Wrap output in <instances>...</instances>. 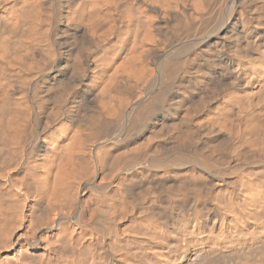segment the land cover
<instances>
[{
	"label": "bare ground",
	"instance_id": "6f19581e",
	"mask_svg": "<svg viewBox=\"0 0 264 264\" xmlns=\"http://www.w3.org/2000/svg\"><path fill=\"white\" fill-rule=\"evenodd\" d=\"M223 13L225 27L211 35ZM246 56L255 88L243 87ZM56 59L58 71L53 70ZM261 85L264 0H0V157H5L1 159L12 162L10 154L21 156L29 150L27 138L35 132L32 122L37 123L40 115L49 124L63 113L74 115L84 102L96 106L86 124H75L70 115L66 122L61 117L59 127L53 124L57 129L43 126L49 133L47 137L42 133L44 145L33 154L37 166L30 172L34 173L24 167L32 176L25 180V188L34 197L33 216L69 200L66 196L78 185L84 168H75L84 160L75 162L77 152H83L78 149L84 144L77 145L80 133L109 138L104 140L105 159L112 147H118L120 153L110 155L115 159L110 166L123 162L130 168L142 162L140 158L148 159L147 152L152 156L148 167L130 168L118 188L109 189L112 183L107 192L100 191L107 204L102 212H108L103 225L98 221L101 228L105 223L110 227L115 219L119 222L122 214L137 213L133 218L131 213L122 230L116 226L110 230L109 243L99 242L98 251H89L84 237L77 246L83 232L76 235L63 223L70 212L56 214L59 217L49 229L58 228L59 234L48 238L47 244H65L73 255L60 264H264V91L259 90L260 98L256 92ZM212 90L227 96L205 103ZM244 95L250 100L245 105ZM172 101L180 109L177 125L151 123L158 103L167 112ZM125 125L138 133L132 140H121ZM166 134L179 143V148L171 145L178 148L173 156L164 157L150 139ZM31 185L37 187L35 194ZM7 204H0V210ZM97 207L92 208L93 220L101 211L97 214ZM9 209L4 210L6 215ZM80 217L76 220L85 219Z\"/></svg>",
	"mask_w": 264,
	"mask_h": 264
},
{
	"label": "rangeland",
	"instance_id": "374dc122",
	"mask_svg": "<svg viewBox=\"0 0 264 264\" xmlns=\"http://www.w3.org/2000/svg\"><path fill=\"white\" fill-rule=\"evenodd\" d=\"M227 11H228V9H227ZM226 16V13L224 14H222L221 16H219V20H217V18L215 19V20H217L219 23H218V25H215V24H217V21L216 22H214V20H213V22H214V27H213V29H214V31H213V29H212V32H211V35L212 34H216V31L218 30V29H220L221 30V26H222V28L223 27H225V25H226V21L224 20V18L226 19L227 17H225ZM224 16V17H223ZM223 23V24H222ZM222 24V25H221ZM213 26V25H212ZM219 31V30H218ZM217 31V32H218ZM207 38H208V35L206 36ZM199 42V41H198ZM193 45H195L196 43H197V41L196 42H194L193 41ZM253 49V51H255L256 52V47H255V49L254 48H252ZM245 58H247V56L246 57H244V58H242V63H243V65H242V70L243 69H245V70H243L244 72V78H242L241 77V79H242V81H243V87H247V85H248V87L247 88H255L256 86H257V83H256V79L254 78V76H252V74L251 73H249L248 72V68L250 67V60L247 58V60L245 59ZM248 60H249V62H248ZM58 61H59V59H56V61H55V63L56 64H54V66H53V70H54V68L55 69H58L59 70V65H58ZM245 61V62H244ZM247 61V62H246ZM244 64H245V66H244ZM249 64V67L247 66ZM58 70H54V71H58ZM246 71V72H245ZM246 75V76H245ZM248 75H249V77H248ZM251 76H252V78H251ZM157 77L158 78H162V74H160V73H157ZM160 78V79H161ZM254 78V79H253ZM245 79H246V81L248 82H245ZM249 82H250V84H249ZM246 83V85H244ZM250 85L252 86V87H250ZM255 87H254V86ZM262 86V85H261ZM261 86H258L256 89H258V90H256V92H257V94L258 93H260L259 95V98L261 97V96H263L262 94H264L262 91H264V88H260ZM262 87H264V86H262ZM262 90V91H259V90ZM157 89L155 88L154 89V91L153 92H155ZM218 92V93H217ZM229 92V91H228ZM228 92H226V93H228ZM261 92H262V94H261ZM210 94H209V96H208V98L205 100V103H214L218 98H220V97H224V96H227V94H225V93H222V92H220V90L219 91H210L209 92ZM219 93H221V94H219ZM171 94V96H170V98H172V93H170ZM219 94V95H218ZM222 94H224V95H222ZM257 94H255V99H257L258 97V95ZM191 95V94H190ZM189 96V95H188ZM245 96V95H244ZM242 97L243 99H241V100H244V98H245V100H244V104L243 105H245L246 103H248V102H250V100H248L249 98V96L248 97ZM246 98H248V99H246ZM258 98V99H259ZM189 98H188V101H187V103L189 102ZM248 100V101H247ZM174 101H172V103H173ZM193 102H195V101H190V103H192V105H195V104H193ZM236 102V101H235ZM243 102V101H242ZM89 105H88V104ZM94 104L93 103V101H87V102H84L82 105H81V110H77V112L74 114V115H72V114H69V116L70 115H72L73 117H74V123L75 124H78V123H85L86 124V121L88 120H90V118H91V115L93 114V112H95L96 111V106L95 105H92V104ZM158 102H156L155 104H157ZM171 103V102H170ZM172 103L170 104V107H171V109H170V107H169V109L167 108V112H166V110H165V105H164V108H163V104L161 103H158V107L157 108H155V109H153L152 111V113H151V115H153L151 118H150V122L151 123H158V124H163V122L164 123H168L169 125H171V126H173V125H177V123H178V121H180V120H178L179 119V116L176 114L177 112H180V109H179V107H177V105L178 104H176V103H173V105H172ZM237 103V107H239L240 109H241V107H244V106H241L238 102H236ZM236 103L234 104V105H236ZM189 104V103H188ZM160 105H162V107L160 106ZM191 105V104H190ZM191 105V106H192ZM248 105V104H247ZM85 108H84V107ZM89 106V107H88ZM177 108H176V107ZM186 106H189V105H187L186 104ZM93 107H95V110H93L92 108ZM154 107H156V105L154 106ZM153 107V108H154ZM79 108V109H80ZM84 108V109H83ZM173 108V109H172ZM184 108H186L187 109V107H184ZM189 108V107H188ZM85 109H87V110H85ZM186 109H184V110H186ZM162 110H163V112H162ZM171 110V111H170ZM182 110V109H181ZM154 111H156V112H154ZM169 111H170V113H169ZM87 112V113H86ZM162 112V113H161ZM81 115H80V114ZM88 113H90L89 115H88ZM166 113V114H165ZM167 113H168V115H167ZM172 113V114H171ZM66 114V115H65ZM79 114V115H78ZM161 114V115H160ZM171 114V115H170ZM40 116H41V120H40ZM37 119H36V122L38 123L39 121H38V119L40 120V122H39V124H37V123H35V121H33L32 122V125H33V128H34V130H35V132H34V134L32 135V136H30L32 139H30V137H28L27 139H29V140H27V141H30V142H28L27 144H28V147H27V149H29L28 151L27 150H25L24 152H22L23 154H21V156L19 155H17V153H16V155L13 153V154H10L9 155V157H11V159L13 158V160H12V162H11V160L9 159V160H6V161H3L1 158H3L4 157V154L3 155H1V157H0V159L2 160H0L1 161V163L3 164V165H1L0 164V185L3 183L4 184V186H3V184H2V188L0 189V200H2V201H0V202H3L4 203V198H6V200H5V203L4 204H2V203H0L1 205H2V207H3V205H5V204H7V202L9 201H12V199H13V201L12 202H14L15 204H14V206H10L11 204L10 203H12V202H10L9 203V205H8V207L9 208H14L15 210L13 211V209H12V212H14L13 213V215H12V212H11V210L7 207V206H5L7 209H9V213L11 214H9V215H6V214H8V210H7V213L5 214V212L6 211H4V210H6V208H2V210L4 211V212H2V210H0V212L1 213H4V214H0V264H9L10 262H15V263H17V264H22L21 262H20V260L22 261V260H24V261H22L23 262V264H37V262H39V264H40V262H41V264H42V262H44L43 264H48V263H46V260L48 261V258L46 259L45 257H49V264H50V262L51 261H53V262H51V263H55L54 262V259H55V261L57 262V263H59V262H61L60 260H64V259H66V258H69V257H72L73 255L71 254V252L69 251H67V250H69V248L70 247H68L67 246V248L65 249V247H66V245L64 246V245H62V244H58V242L56 241V243L54 242H51V243H49V244H47L48 243V241H46L48 238H50V237H54L55 235H56V233H58L59 234V229L58 228H55L54 230H50L51 229V227H52V224H50V223H52L53 221H57L56 219H58V215L59 214H63V213H66L65 214V216H67L68 214H69V212H70V214L68 215V218L66 217L64 220H63V223H64V221H65V223H64V225L66 226V227H68L69 229H70V227L71 228H73V231L74 232H76V235H79V234H81L82 232V235H80L81 237H79V239H78V241L76 240V244H78L77 246L79 247L80 245H81V241H80V238H82V237H84L83 239H85V240H82V241H84L83 243L85 244V241L87 242L85 245V247H89V251L91 250V249H94V250H91V251H93V252H96V251H98V249H99V247H100V245H98V243L100 242L101 244L103 243V244H108L109 243V234H108V232L110 231V230H112V229H114V227L116 226V227H120L119 228V230H122L123 229V227L126 225L125 223L127 222H129L135 215L134 214H136L137 212H133L132 213V211H130V213H125V214H128V215H123L122 214V216H125V217H123L122 218V216L120 215V216H118L117 217V219H118V221L119 222H117V220L115 221L114 220V222H116V223H113L112 225H110V227H108L109 225H108V223H105L104 225L105 226H107L108 228H106L105 226V228L107 229V231H105L104 230V227L103 228H101V226L103 225V220H104V218L106 217L105 215H107L108 214V212L107 211H105L104 213L102 212V210L104 211V208H105V210H107V208H106V201H105V199H102V196L104 195L102 192H100L101 190H105V188H106V186L107 187H109V185H111L112 183H113V185H111L110 187H109V189L112 187V188H118V185L117 184H119V182L121 183L122 182V180H124V178L128 175V174H126V173H129V172H131L130 170H133V171H136V170H141V169H143V168H145V167H148V165L149 164H151L152 162V160H150V158L152 157L151 155H149V154H151V153H149V152H147V153H149V154H147L146 153V157L148 156V159L146 158V159H144L143 157L142 158H140L141 159V161L143 162H139L138 161V163H137V165H134V166H132V167H130L129 168V166L128 165H126V164H124L123 162H120L119 163V165H112V166H110L111 164H113V161H115V159H111V157H110V155H112L113 156V153H120L117 149H118V147L117 148H114V147H112V149H114V150H110L111 152H107V154L109 155V157H107L106 159L104 158L105 157V155H104V146H105V141L107 140V139H109L108 137H106V138H104V136H99L98 138H97V136H95L96 137V139L97 140H95V137H93V139H94V141L95 142H92L91 143V141H93V139H92V136L91 137H88L89 136V134L88 133H90V132H83V133H80L79 134V137H78V142H77V145H78V143L81 145H83V148H82V146H81V148H80V146H77L76 145V147H78V148H80V149H78L79 151H81L82 152V150H83V152L82 153H79V152H77L79 155H81V156H79L78 154V156H76V158H75V162H76V160L78 159L79 160V158L80 157H82L80 160H82V159H84V160H82L81 162L83 163H81L82 165H80V164H78L77 162H76V164L78 165V166H75V168L76 169H80V167L81 168H83L82 166L84 165V168H85V170L83 171V169H80V171L82 172V174H81V172L79 173V179L80 180H77V182H78V185H76L77 184V182H76V186L75 187H77V190H76V188L74 187L73 189L75 190H73L74 192H72V190H71V192L73 193H71V192H69V194H71V195H73V196H71V195H67L66 196V198L68 197V199L70 200V198H71V200H70V204L68 203V202H66V201H69V200H67V199H65V201H64V199H62V203L63 202H65L64 204H59V203H61V202H58V204L56 203L55 205H53L54 207H50V208H54L53 210L52 209H48L49 207H47L46 205H43L45 208L43 209V206H42V209H43V213L44 214H42V212L40 211L38 214H42V215H40V217L42 216V218H40V219H37V218H35L36 216L34 215L33 216V206L32 205H34V197H32L31 196V194L26 190V186H25V184H27V182L28 181H26L25 182V180L27 179H29V176L30 177H32L31 176V174H33L34 172L32 171V173L30 172V170H32L33 168H36V166H37V163H36V165L34 164V155L33 154H36V152H38V149H40V147L42 148V145H44V143H42V142H44V141H42L41 139H42V137H43V140H45V137H47L46 135H48L47 133H49L48 132V130L46 129L48 126H50V127H54L55 129H57L56 128V126H58L59 127V123H61L62 121H64V122H66L67 120L65 119V117L66 118H68L69 116H68V112H66V113H63V115L61 116L63 119H61V117L60 118H56V120L55 121H52V123H51V121H50V123L48 124V121H44L45 120V116L44 115H40ZM82 116L84 117V118H82ZM155 116H157V118L155 117ZM163 116V117H162ZM165 116V117H164ZM167 116V117H166ZM172 116V117H171ZM82 118V119H81ZM152 118H153V120H152ZM156 118V119H155ZM168 120H167V119ZM172 119V121L170 120V119ZM62 121H61V120ZM81 119V120H80ZM204 119H205V117H204ZM204 119L202 118V122L204 123ZM47 120V119H46ZM60 120V121H59ZM157 120V121H156ZM160 120V121H159ZM163 120V121H162ZM82 121H84V122H82ZM87 121V122H88ZM48 125H46V124ZM54 123H56L55 125H53ZM45 124V125H44ZM40 125V126H39ZM36 126V127H35ZM46 127V128H44V127ZM128 125H125V127H123L122 128V130H125V131H122V130H120L121 132H122V135H123V137L124 138H122L121 137V140L122 139H126V140H129V139H133V138H135L136 136H137V132L136 131H129L128 129H129V127H127ZM165 128H167V126H165ZM128 130V131H127ZM46 132V134H44V133ZM121 132H119V134L121 133ZM129 132H130V135H129ZM133 132H134V134H133ZM42 133L45 135V137H44V135H42ZM87 133V134H86ZM124 133V134H123ZM128 134V135H127ZM133 134V135H132ZM88 135V136H87ZM90 135H91V133H90ZM121 135V134H120ZM131 135L133 136L132 138H128V136L129 137H131ZM167 135V134H166ZM166 135H163V136H161V137H158V136H155L156 138H154V137H152V138H154V139H152V138H150L154 143H155V141L157 142V143H155L156 145L158 144V146L160 147V151H161V153L163 154V156L165 157H167V156H173V155H175V153L174 152H176V151H174V150H178V148H179V143H178V145H177V143H175V142H178V141H176L175 139L173 140L172 138V140L174 141H171L169 138L170 137H168V135L166 136ZM35 138H34V137ZM83 136V137H82ZM135 136V137H134ZM166 136V137H165ZM91 138V139H90ZM162 138V139H161ZM165 138V139H164ZM47 139V138H46ZM161 139V140H160ZM166 139H168V141L166 140ZM101 140V141H100ZM105 140V141H104ZM155 140V141H154ZM158 140V141H157ZM160 140V141H159ZM164 140H166V141H164ZM100 141V142H99ZM162 141V143H161V145H160V143L159 142H161ZM164 141V142H163ZM172 142V143H169V144H166L167 142ZM42 144H41V143ZM101 143V144H99V143ZM91 143V144H90ZM166 144L167 146H164V145ZM173 144V146L172 147H178V148H175V149H173V148H171V145ZM174 144H175V146H174ZM37 145V146H36ZM169 145V146H168ZM36 146V147H35ZM164 148H163V147ZM116 147V146H115ZM167 147V148H166ZM170 147V148H169ZM30 148H31V150H30ZM166 149L170 152H167L166 151ZM172 149V150H171ZM32 150H33V152H32ZM78 150H76V151H78ZM27 151V152H26ZM34 151H35V153H34ZM117 151V152H116ZM164 151H166L165 153H164ZM174 153V154H172V155H169V154H171L172 152ZM113 152V153H112ZM21 152H18V154H20ZM32 153V154H31ZM30 154L31 155H33L32 156V158H31V160H30ZM84 154H85V156H84ZM12 155L14 156L15 155V158L14 157H12ZM102 155V156H101ZM116 155V154H115ZM115 155H114V157H112V158H116L115 157ZM118 155V154H117ZM129 155H130V153H129ZM5 156H8L7 154L5 155ZM151 156V157H150ZM84 157V158H83ZM5 158V157H4ZM3 158V159H4ZM8 157H6V159H7ZM33 159V160H32ZM142 159H144V160H142ZM77 160V161H78ZM80 160L78 161L79 163H80ZM9 161H10V163H9ZM18 161V162H17ZM146 161H148V162H146ZM6 162V163H5ZM8 162V163H7ZM87 162V163H86ZM149 162H151V163H149ZM4 163H5V165H4ZM27 163V164H26ZM147 163H149V164H147ZM7 164V165H6ZM76 164H74V165H76ZM142 164H145L143 167H142ZM9 165V166H8ZM141 165V166H140ZM28 166H30V167H32V168H30L29 169V167ZM114 166L115 167H117V169L118 170H114ZM118 166H120V167H122L121 169H119L118 168ZM125 166V167H124ZM24 167H26L28 170H29V173H31V174H29L28 173V171H26V168L24 169ZM77 167H79V168H77ZM107 168V169H106ZM113 168V169H112ZM130 169V170H129ZM112 170V171H111ZM120 170H122V171H120ZM126 170V172H124ZM23 171H25L24 173L26 174H24L23 175ZM84 172V173H83ZM22 173V174H21ZM29 174V175H28ZM82 176H81V175ZM122 174H123V176H122ZM126 174V175H125ZM130 174V173H129ZM27 175H28V177H27ZM22 177H24V178H22ZM122 177H123V179H122ZM96 180V181H95ZM163 180H164V183H166L165 182V180L166 179H164L163 178ZM163 180H161V181H163ZM24 181V182H23ZM93 181V182H92ZM97 184H96V183ZM163 182H162V184H164ZM167 183H168V180H167ZM95 185H96V187H95ZM24 186V187H23ZM33 185H31L30 186V191H33L34 192V190L37 192V187L36 186H34L33 188H31ZM105 186V187H104ZM114 186V187H113ZM120 186V185H119ZM7 188V189H6ZM25 188V189H24ZM111 188V189H112ZM9 189V190H8ZM109 189H107L106 188V192L109 190ZM5 190H7V191H5ZM26 190V191H25ZM97 190V191H96ZM12 192V193H10V194H8L9 192ZM17 194H15V193ZM27 192V193H26ZM36 192H34V194L36 193ZM106 192H104V193H106ZM103 195H102V194ZM5 194H7L6 196H5ZM28 194V195H27ZM97 194V195H96ZM14 195H16V196H18V198L16 197V196H14ZM96 195V196H95ZM101 195V197H97V196H100ZM70 197V198H69ZM96 197H97V199H96ZM9 198H10V200H9ZM33 198V199H32ZM8 199V200H7ZM96 199V200H95ZM94 201V202H93ZM96 202V203H95ZM105 202V204H103ZM33 203V204H32ZM66 203H68V206H66ZM96 205H95V204ZM13 204V203H12ZM100 204H103L102 206L100 205ZM56 205H60V207H58V206H56ZM64 205H65V207H64ZM93 205H95V207L93 206ZM105 205V206H104ZM50 206V205H49ZM63 206V207H62ZM93 206V207H92ZM96 206H98L97 207V209H98V212H97V214L99 213V209H101V211H100V213H99V215H96V217H94V220H93V218L92 217H90V216H92V214H91V212H93V209L94 208H96ZM104 206V208H102ZM55 207L58 209V208H60L59 210H55ZM91 207V208H90ZM93 208V209H92ZM47 209L48 210H52V211H56V213L54 212V213H52L51 214V212L49 211V213H48V211H47ZM47 212H45V211ZM59 211H61V213H59ZM62 211H63V213H62ZM79 211V212H78ZM85 211V213H84V215H83V212ZM71 212H73L74 213V215H73V213H72V215H71ZM81 212V214L80 215H78L79 213ZM87 212V213H86ZM90 212V213H89ZM46 213V214H45ZM57 213H59L58 215H56ZM68 213V214H67ZM133 215H132V214ZM48 214H50V216H48ZM54 214H55V216H54ZM85 214H87V215H85ZM46 215V216H45ZM130 215H132L131 217H130ZM80 216H82V217H84L85 216V219L83 218V220H85V222H86V224H89L88 225V229L86 228L87 227V225L83 222V220L82 221H79V220H76V219H79V218H81ZM94 216V215H93ZM98 216V217H97ZM47 217V218H46ZM49 217V218H48ZM70 217V218H69ZM72 217V218H71ZM75 217V218H74ZM76 217H78V218H76ZM88 217V218H87ZM92 218L91 220H89L90 218ZM120 217V218H119ZM68 219H70V220H68ZM130 219V220H129ZM53 220V221H52ZM66 220H67V222H66ZM88 220V221H87ZM100 220V221H99ZM52 221V222H51ZM77 221L79 222V223H77ZM91 221V222H90ZM93 221H95L94 223H93ZM101 222V224L99 223V222ZM90 222V223H89ZM67 223V224H66ZM84 223V224H83ZM99 223V224H98ZM120 224V225H118V224ZM69 224V225H68ZM83 224V225H82ZM93 224H95V225H93ZM125 224V225H124ZM81 225H82V228H81ZM118 225V226H117ZM83 226H85V227H83ZM89 226H91V228H92V230H90V227ZM92 226H94V227H92ZM49 227H50V229H49ZM80 227V228H79ZM113 227V228H112ZM115 227V229H118V228H116ZM122 227V228H121ZM83 228H86L87 229V231L84 229L83 230ZM58 231H57V230ZM71 230V229H70ZM90 230V231H89ZM52 231V232H51ZM55 231V232H54ZM105 233H103V232ZM86 232V233H85ZM87 234V235H86ZM85 235V236H84ZM107 235V236H106ZM77 238V237H76ZM55 241V240H54ZM78 242V243H77ZM79 243H80V245H79ZM75 244V245H76ZM105 245H101V246H105ZM64 246V247H63ZM60 249H62V251H59V248ZM62 247V248H61ZM77 247V248H78ZM82 247V246H81ZM87 247V248H88ZM91 247V248H90ZM58 248V249H57ZM76 248V247H75ZM87 248H86V250H87ZM85 249V248H84ZM53 251H55V253H53ZM59 253H58V252ZM49 255H48V254ZM28 254V255H27ZM35 254V255H34ZM40 254H42V255H40ZM24 255V256H23ZM37 255H38V257H37ZM63 255V256H62ZM23 256V257H22ZM41 256V257H40ZM41 259H40V258ZM51 257H55L54 259L53 258H51ZM21 258H24V259H21ZM29 258L32 260H29ZM46 259V260H43L42 261V259ZM52 260H51V259ZM58 258H59V260H58ZM27 259V260H26ZM51 260V261H50ZM31 261V262H30ZM63 262V261H62ZM15 263H13V264H15ZM56 264V263H55ZM60 264V263H59Z\"/></svg>",
	"mask_w": 264,
	"mask_h": 264
}]
</instances>
